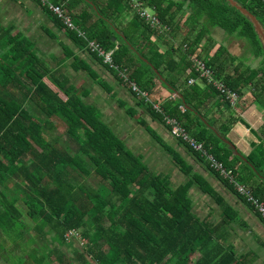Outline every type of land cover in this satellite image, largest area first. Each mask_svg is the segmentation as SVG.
I'll return each instance as SVG.
<instances>
[{
	"label": "trees",
	"instance_id": "trees-1",
	"mask_svg": "<svg viewBox=\"0 0 264 264\" xmlns=\"http://www.w3.org/2000/svg\"><path fill=\"white\" fill-rule=\"evenodd\" d=\"M34 1L56 27L70 35L76 46L88 49L123 83L118 71L88 48V41H94L106 52L113 51V64L127 72L128 81L139 91L148 94L147 98L137 99L136 105L147 107L154 119L163 118L150 99L157 82L177 92L173 94L176 103L164 107L169 115L201 142L223 169L233 172L235 182L250 185L254 196L264 202V160L257 164L252 159L254 152L243 156L237 148L233 150L224 143L227 140L224 134L211 130L213 123L200 111L203 99L220 96L211 85L205 83L202 88L187 85L189 77H197L189 59L192 54L204 59L215 70V76L233 90L247 84L249 71L241 72L237 68L235 75H226L220 67L212 65L215 58H207L214 43L206 36L214 27L249 39L253 47L258 44L264 52L253 23L237 7L228 0H144L172 30L170 36L174 41L180 29L178 15L182 11L189 14L185 21L188 30L185 43L176 47L167 43L168 50L162 53L153 39L155 33L123 0H108V7L100 5L99 0H71L67 6L63 0L65 11L71 13L74 24L84 31L88 41L68 31L40 0ZM82 1L90 13L86 8L80 9V21H77L73 13ZM235 1L253 13L264 27V0ZM116 15L123 17L121 23L129 15L132 20L121 27L113 20ZM35 50L28 37L0 23V249H3L1 243L9 242L15 251L28 250L20 256L8 253L11 264H55L54 261L59 264H248L250 256L238 255L220 244L211 253H203L210 244L221 243L220 229L235 218L224 198L194 175L184 160L155 136L148 123L135 118L165 148L187 180L176 186L166 173H156L142 156L125 146L95 106L85 103V94L68 84L62 70L43 61ZM216 53L219 59L224 49L219 47ZM175 73L179 76L173 78ZM180 78L185 82L183 89L178 86ZM204 92L210 96H203ZM124 109L130 118L135 116L133 107L128 105ZM60 126L65 130L58 135ZM177 141L205 163L225 187L254 208L238 194L235 182L221 176L208 166L203 156ZM259 152L264 155L263 146ZM240 163L244 165L242 170L250 172L248 177H240ZM196 181L200 191L220 207L219 223L207 217L201 219L194 213L189 192ZM19 205L23 206L24 214ZM23 218L29 219L33 226L25 225ZM71 231L77 236L69 237ZM40 236L49 237L48 241L67 248V252L70 250L73 260L56 246L51 249L46 245L34 246L36 237ZM80 241L83 244L77 250L74 244Z\"/></svg>",
	"mask_w": 264,
	"mask_h": 264
},
{
	"label": "crops",
	"instance_id": "crops-1",
	"mask_svg": "<svg viewBox=\"0 0 264 264\" xmlns=\"http://www.w3.org/2000/svg\"><path fill=\"white\" fill-rule=\"evenodd\" d=\"M49 1L54 4L63 5L64 12L70 17V20L73 26L75 27L74 30L68 29L66 27L68 31H73L77 33L78 36H79L78 32L84 33L83 30H81L74 24L72 17L70 16L71 13L69 15L65 11V4L67 6V4L71 0H66V2H64L65 4H63V0H58V3L54 2L57 0H49ZM98 3L100 5H104L108 7L107 5L108 0H99ZM38 7L42 11V13L45 15V17L50 18V20L52 21V18L49 17V15L46 14V12H44V10H42L39 5ZM80 9H83L82 2H79L76 5V10H74V13H73L74 20L76 18L77 21H80L79 20L80 17H78ZM151 11H152L151 13L155 14L158 17L157 13L153 9H151ZM87 12L90 13V11H87ZM55 15L58 18H60L57 14ZM188 15L189 14L185 13L184 11L180 12V14L178 15L177 22L180 24V29L178 30V34L176 35L175 41L172 39V37L164 36V33L160 34L156 30L146 25L147 27H149V29L152 32L155 33V36H153V39H155V41L158 42L162 53H165L168 50L169 45L167 43H169L170 45L171 43H173L174 47H176L177 44L180 46L182 43H185L184 40L187 38L186 36L188 34V30L185 28V21ZM160 22L164 26H166L161 20ZM53 24L55 26L54 22ZM41 29L46 33V35H48V37H50L51 39L57 40V43L55 45H57L58 47V50H52L48 54L42 53L44 57L46 56L45 62H48L49 65L52 67H58L59 69L62 70L63 77H66L69 80L68 84L73 85L75 89H79V91L82 94H85V97L83 98L85 103L95 106L101 112L102 119L104 122L106 118V115H105L106 108L103 105H104V102L107 101V97H100L99 101L93 100L92 101L93 103H89L88 98L91 97L93 93L92 92L93 87L90 88L84 85L86 78H89V79L91 78L92 83H93L92 85L96 86V89H102L105 92H107L109 94V98L112 100H115L116 104L119 105L117 108L113 106V110L111 112H113L115 108H116L115 111L119 112L120 108H123V107L125 108L128 105L133 107L135 111V116L130 118L125 112L128 118L135 121L137 125L139 126L140 124L136 121L135 118H138L140 120H143L145 123H148L152 131L155 132V136L158 135L157 137L161 138V141H163L165 145H168L171 151L179 155L184 160L185 164L189 166V168L192 169L194 175H197L198 178L202 179L204 183H207L209 187H212V189L216 190L218 194H219L218 191H220L222 194H224L227 197V201L224 198V200L226 201L225 203L230 206V211L233 212L234 214L233 216L235 218L231 222L227 221L228 224L226 223V225L220 229L219 232L223 234V238L220 240L221 243L210 244L208 249L203 251V253H211L216 248V246L220 244L224 248L226 247L232 248L233 252L237 253L238 255L250 256L247 258L248 264H264V219L260 217L255 207L253 208L251 205H247L243 200L239 198L237 194L232 192L228 187H225L223 183L219 180V178H217L207 168L205 163L198 161L195 158V156L184 145L179 143L177 139H175L173 135L171 134V129L169 128L170 126L167 125L168 124L167 120L171 119V120H176L177 122V119L174 117H171L169 113L167 112V109L164 107L166 106V104H169L171 106L174 105L172 103L173 101L176 103V97L173 96V94L175 93L177 94V92H172L168 90L166 87L162 85L161 81L157 82V85L154 88L153 93L150 95V99L154 102L153 104L154 109L160 113L161 117H163L162 118L163 120L161 118L154 119L151 113L149 112V110L147 109V107L145 106L139 107L136 105L137 99L133 101V104H128L124 99L120 97L119 95L120 90L123 89L121 92V95L124 94L125 92L124 88H127L128 91L131 90L130 89L131 82L128 81L126 71L122 70L125 73L126 80L124 78L118 77V78H121L123 83L119 82V80L115 78L114 73L107 70L102 64H100L99 61L96 58H94L92 54H90V51L88 49L80 48L79 46H76L71 40L70 35L66 36L64 30H60L56 26L54 27V29L44 28V27H41ZM21 34L28 37L26 34H23L22 32ZM208 37L211 38L214 43L207 57V58H212V60L215 58V62L212 65H214V67L215 66L220 67V69H222L224 71V74L226 75H235V69L237 68H239L241 72L249 71V73L247 74L248 82L246 85L241 86L239 90H235L239 93V99L237 103H235L234 105H231L217 91V89L213 86V84L207 81L206 78H199L198 74L196 78L195 77H189V78H194V83L192 84L198 85L201 88L205 86V83H207V85L208 84L211 85L217 91V93L228 102L229 106H227L226 102L222 101V98H220V96L218 95L210 96L208 92H204L203 96H206V97L210 96V97L203 99L204 103L201 106L200 111L202 115H205L213 123L214 126L211 127V130L214 133L224 134L225 138L227 139L225 141H228L234 147V149L237 148L239 150V153L247 157L251 155L254 152V150L260 149V147L262 146L264 147V134H263V131H264V72H262L261 69L259 68L260 62L264 60H263V57L256 56L254 54V47L251 44V42L248 43L239 34L231 35L225 32L221 28L214 27L208 30V34L206 38ZM32 43L34 44L33 41ZM71 45L73 46V49L71 48ZM219 47L224 49V54L220 55L221 57L218 59L216 52ZM35 49H36L35 50L36 54L39 56L40 52L36 48V46H35ZM248 50H249V54L247 52ZM88 56H90L92 60L95 62L96 66L100 68L99 70L104 71L106 73L102 72L103 75L101 76L100 73L97 71L96 66L92 65L90 61L87 59ZM41 57L39 56V58ZM207 66L211 70L212 76L215 79L224 82L221 78H218L215 76L214 69H212L209 65ZM88 67H90L89 70H87ZM178 76L179 75L176 73L173 74V78L178 77ZM187 85H191V84H188V81H187ZM178 86L181 89L185 87V82L184 80L181 81V78L178 81ZM131 92L129 91V93L133 97V94ZM136 98L139 99L140 96L136 94ZM180 109L183 111L184 106L181 105ZM231 120L233 124H230ZM105 124H107V122H105ZM178 124L186 132V130L181 126V124L180 123ZM61 128L62 126H60L57 131H60ZM223 128H225V130H219ZM143 129L146 131L147 133L146 135H148L154 141H157L153 138L152 133H150L145 128ZM155 129L159 130L161 136L155 131ZM187 135L191 137L189 133H187ZM164 151L166 152V154H164L163 156H165V158L167 159V163L171 164L173 168H175L177 172L186 181L187 178L182 174V171L179 170L177 165L172 161V159L168 155V152L165 150V148H164ZM235 154H238V152ZM238 166H239V170H242V168L244 167V165L241 163ZM163 169L168 170L166 165L164 166ZM161 172L163 171H160L159 173ZM166 174L169 175L168 172H166ZM249 175H250V172L244 169L241 171L240 177L241 178L248 177ZM170 181H171V178H170ZM185 181L183 182L181 181L179 184L184 183ZM198 182L199 181L194 182V185L189 192L190 197H191V194L197 195V192L200 195L204 194L200 191ZM254 182H256V184H259V181H257V179H255ZM249 184L250 183H248V185ZM242 185H245L244 182ZM245 186L254 195V192L251 189L252 187L250 185L249 186L245 185ZM204 196H208V195L204 194ZM192 201H194V206H195L197 203L195 204V200H193V198H192ZM261 202L264 203L263 201ZM193 210H194V207H193ZM228 214L229 216H231L229 212ZM206 217L209 218V220L211 219V221L215 223H219L222 219V211H220V207H218V210H211L209 215ZM215 217L217 220L215 219ZM200 218L204 219L202 217Z\"/></svg>",
	"mask_w": 264,
	"mask_h": 264
},
{
	"label": "rangeland",
	"instance_id": "rangeland-1",
	"mask_svg": "<svg viewBox=\"0 0 264 264\" xmlns=\"http://www.w3.org/2000/svg\"><path fill=\"white\" fill-rule=\"evenodd\" d=\"M82 7L86 8V3L83 1H82ZM86 9L87 11L90 10L89 8H86ZM149 12L150 13L152 12L151 9H149ZM132 15H129L127 17L126 22H123L125 25L127 22H130L132 20ZM113 20L115 21L117 25L122 27L123 23L121 22L123 21V17L118 18L116 15V16H113ZM263 21H264V18H263ZM0 23L2 26H12L14 33L16 31H20L23 34H26L34 42L36 48L40 52L39 56L40 57L42 56L41 59L43 61H45V58H46V56L44 57L43 54H48L52 50H58L57 45H55L57 43V40L51 39L50 37H48V35H46V33L41 29V27L54 29L55 26L53 22L50 20V18L45 17V15L39 9L38 4L34 0H0ZM243 39H245V41H247L248 43L251 41L247 38H243ZM71 48L73 49L72 45H71ZM247 52L249 54V50ZM254 54L256 56L263 57V60H264V52L262 50V47H260L258 44H256L254 47ZM87 59L90 61L92 65L96 66L95 62L92 60L90 56H88ZM96 68H97V71L102 76L103 75L102 72L104 71L99 70L100 68L97 66ZM259 68L261 69L262 72H264V61L260 62ZM92 84H93L92 79L86 78L84 85L90 88L93 87L92 88L93 93L91 97L88 98V102L93 103L92 102L93 100L99 101L100 97H107V101L104 102V105H103L106 108L105 122H107L110 128L118 135L120 139L124 140L125 146L128 149H130L132 152H134L135 154L142 155L144 157V162L149 167H151V169H153L154 171L156 170L155 171L156 173H159L160 171H163L161 173L168 172L169 177L171 178V181H172L171 183H173V185H177L181 181L182 182L185 181V179L177 172V170L173 168L171 164L167 163V159L165 158V156H163L164 154H166L163 146H161L160 144H158L157 141H154L152 138L146 135L147 133L142 127L137 125V123L133 121L132 119L128 118L123 108H120L119 109L120 111L116 112L115 109L119 106L116 104V101L110 99L109 94L107 92H105L102 89H96V86H93ZM122 90L119 91V95L128 104H133V101L135 99H138L136 97L133 98L127 88H124L125 92L124 94L121 95ZM113 106H115L116 108L114 109L113 112H111L113 110ZM230 124H233L232 120L230 121ZM63 131H64V128L62 126L61 130L57 131L58 135H60V132L62 133ZM155 131L161 136L159 130L155 129ZM252 159L257 164H260L262 160H264V155H262L259 152V149H256L254 150V153L252 154ZM165 165L167 166L168 170L163 169ZM218 192L227 201V197L224 194H222L220 191ZM191 197L193 198V200H195V204L197 203L194 206V212L202 218H205L206 216H208L211 210H218L219 206L211 198H209L208 196H204V194L200 195L197 192V195L191 194ZM19 210L24 214L23 206L19 205ZM23 223L28 226H33V224L27 218H23ZM42 237L44 236L36 237V243L34 246L43 247V245H46L50 249L54 246L58 247L57 244L51 243L50 241H48L49 237H44V238ZM1 244H3V249H0V264H11L10 260L6 256L8 253L12 255L18 254V256H20V255L26 254V251H28L27 249L26 250L17 249V251H15L14 249H12V244H10L9 242L1 243ZM74 247L75 249L80 250L81 244L75 243ZM58 248L61 251L68 253V258L73 260V254L70 250L67 252V248L65 247L64 248L58 247ZM199 256L200 255L197 254L196 258H198ZM54 263L59 264L58 261H54Z\"/></svg>",
	"mask_w": 264,
	"mask_h": 264
},
{
	"label": "built area",
	"instance_id": "built-area-1",
	"mask_svg": "<svg viewBox=\"0 0 264 264\" xmlns=\"http://www.w3.org/2000/svg\"><path fill=\"white\" fill-rule=\"evenodd\" d=\"M123 1L126 2L128 7L133 12H135L136 15H138L139 20H142L145 23V25L151 27L160 34L164 33V36L171 37L170 33L172 30L164 26L155 14L149 12V8H147L146 2L144 0H123ZM40 2L44 6L48 7L52 12L57 14L61 18L62 23L65 27L71 30L75 29V27L73 26L70 20V17L64 12V8L62 4H54L49 0H40ZM78 33H79V37H82L83 39H86V41H88L84 33L82 32H78ZM88 48L92 52H96L100 56H102L104 58V62L106 64H109L112 68L116 69L118 71L119 77L124 78L126 80L125 73L119 70L120 68L118 66H115L112 62L113 51L106 52L93 41H88ZM183 48L185 49L186 45H184ZM189 59L192 61V67L197 72L199 78H206L208 82L212 83L213 86L217 89V91L229 102V104L234 105L235 103H237L239 99V93L237 91L229 88L224 82L215 79L212 76V72L208 68L206 63L197 55L192 54L189 56ZM192 83H194V78H189L188 84H192ZM130 86L132 92L136 93L138 96L142 98L148 97L147 92L139 91V89L135 86V84H130ZM167 123H168L167 125L170 126L171 134L175 139L182 141L194 152L199 153L201 156H203L208 166L213 168L215 171L219 172L221 176H224L227 179L228 178L231 179V182H235L233 177V172L223 169L221 164L217 162L214 159V157L206 151V149L203 147V144L189 137L187 133L176 122V120L168 119ZM235 185H237L238 193L241 196L245 197L247 201L256 208L257 212L260 214L262 219H264V203H262L259 199H257L246 186L237 182H235ZM73 235L77 236V233H75V231H71L68 234L69 237H72ZM79 244L82 245L83 243H79Z\"/></svg>",
	"mask_w": 264,
	"mask_h": 264
},
{
	"label": "water",
	"instance_id": "water-1",
	"mask_svg": "<svg viewBox=\"0 0 264 264\" xmlns=\"http://www.w3.org/2000/svg\"><path fill=\"white\" fill-rule=\"evenodd\" d=\"M228 2L232 5L237 7L243 14H245L249 20L253 23L256 33L258 34L260 41L262 42L263 48H264V27L262 24L258 21V18L251 13L247 8L243 7L241 4H238L235 0H228ZM225 144H227L231 149L234 150V147L228 142L225 141ZM237 153V152H235Z\"/></svg>",
	"mask_w": 264,
	"mask_h": 264
}]
</instances>
